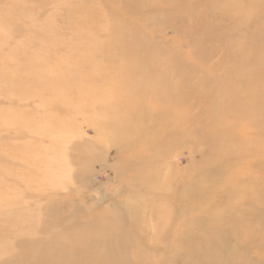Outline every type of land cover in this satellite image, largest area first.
Segmentation results:
<instances>
[{"label": "rangeland", "instance_id": "1", "mask_svg": "<svg viewBox=\"0 0 264 264\" xmlns=\"http://www.w3.org/2000/svg\"><path fill=\"white\" fill-rule=\"evenodd\" d=\"M253 32L264 0H0V264H264Z\"/></svg>", "mask_w": 264, "mask_h": 264}, {"label": "bare ground", "instance_id": "2", "mask_svg": "<svg viewBox=\"0 0 264 264\" xmlns=\"http://www.w3.org/2000/svg\"><path fill=\"white\" fill-rule=\"evenodd\" d=\"M234 17V16H233ZM251 19V17H249ZM252 39L255 41L256 45L253 48V57L249 58L247 62L249 63H242L240 68L237 67L234 69V76L231 78L238 86L244 85V87L248 84L249 80L251 78L254 79H264V36L262 35H255V32L251 34ZM229 42H232V36H229L227 38ZM257 51V52H256ZM256 52V53H255ZM247 65H254L257 69H254L253 71L249 72L245 70V67ZM232 73V74H233ZM232 76V75H231ZM164 80H166L164 78ZM163 80V81H164ZM226 83L228 79L224 80ZM179 115V112H178ZM146 121V120H145ZM155 130H159L158 127H154ZM153 132V128H152ZM158 140V139H157ZM158 143L161 144V142L158 140ZM253 188V195H256L259 190V185L256 183L252 185ZM247 192V191H246ZM125 222V221H124ZM112 223V222H111ZM110 223V224H111ZM88 254V253H87ZM90 254V253H89Z\"/></svg>", "mask_w": 264, "mask_h": 264}]
</instances>
